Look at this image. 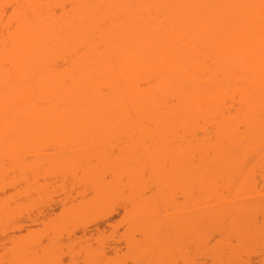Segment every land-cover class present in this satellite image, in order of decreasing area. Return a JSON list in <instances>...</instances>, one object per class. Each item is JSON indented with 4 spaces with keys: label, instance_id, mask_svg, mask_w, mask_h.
Returning a JSON list of instances; mask_svg holds the SVG:
<instances>
[{
    "label": "bare ground",
    "instance_id": "bare-ground-1",
    "mask_svg": "<svg viewBox=\"0 0 264 264\" xmlns=\"http://www.w3.org/2000/svg\"><path fill=\"white\" fill-rule=\"evenodd\" d=\"M67 133L70 139L67 135L64 140L62 135ZM76 133H83L80 139L88 133L87 138L82 139L78 145H85L84 142L87 144L93 137L97 141L107 139L108 143L116 138L125 139L127 144H131L125 143L127 146H122V149L127 147L128 151L125 153L123 150L125 155L121 151L123 156L120 154L118 161L117 154L114 156L109 153L113 155L110 156L111 160L108 157L110 163L107 162L111 169L105 175L109 176L108 173L112 172V164H117L114 168L116 171L128 166L126 172L120 173L127 174L124 175L127 177L126 183L124 177L123 182L119 183V173H116L118 178L111 177L114 179L113 187L110 184L112 193H116V188L119 192L123 191L132 182V193H122L127 195H122L125 201L121 200L128 202L126 199L133 194L129 197L130 200L136 194L140 198L138 204V198L136 200L134 197L136 203L131 200L130 204L138 207L142 202L147 211L139 207L144 212L139 213H147V219H155L154 223L149 220L153 229L158 226L157 234H154L156 242H152L153 234L147 231L150 225L144 218L146 215L143 218H140L141 215L136 217L132 212L139 208L134 211V206L132 208L129 202L123 203L132 209L129 212L131 210L127 207L129 211L126 210L125 214L146 220L147 229H142L141 233L147 231L148 234L144 232L140 239L143 247L149 242L146 239L153 244L150 245L151 248H147L152 257L146 258L147 261L150 260L149 264L156 262L153 258L157 257V253L158 257L159 254L165 256V251L168 260L176 257L174 261L183 264H196L195 260L202 256L210 264H228L227 261L231 264L232 260L230 262L226 258L228 255L231 259L234 258L233 264L236 261L237 264H248L255 257L257 250L253 249L260 248L259 251L264 253V0H0V163L5 159V162L7 160L12 164L2 162L4 168L17 165L28 146H43L47 138L49 141L55 139V134L56 138L57 135L62 137L59 140L64 146H67L69 140L73 145L78 140V137L74 138ZM45 134L53 136L49 135L41 140L40 136ZM93 139L90 142L95 141ZM145 142L148 144L147 148ZM93 143H90V148ZM105 146L103 149L108 148ZM109 146L110 149L111 144ZM15 148L18 149L17 153ZM73 149V153L77 154L84 152L82 149L85 148L77 150L78 152ZM94 149L95 147L93 154ZM65 150V153L69 152L68 147ZM20 151L21 155L18 157ZM99 152L92 156L93 161L89 157L83 162L89 164L90 159L92 163H97L98 159L102 162L106 154H98ZM45 154L49 155L43 153L42 156ZM75 154L70 157H82L78 158L80 154L75 157ZM65 155L54 156L53 160L50 157L51 163L47 156L48 162L42 160L47 165L45 168L53 165L54 161L65 158V163L69 162V154ZM106 159L105 157L104 162ZM81 160L75 164L80 170H84V174L86 172L85 175L82 171L79 173L82 174V178H79L86 182L88 171L84 168L88 166L79 164ZM42 161L40 164L44 165ZM96 163L95 167L100 164ZM107 163L101 164L109 166ZM14 167L18 170V167ZM37 169L32 173H39V168ZM143 169L149 170L151 175H146L149 172H144ZM1 170V173H8L7 170ZM11 170L12 168L9 171ZM74 170L72 172L75 174L77 168ZM143 172L148 180L144 178ZM12 173L11 176L17 175ZM8 176L9 174L6 177ZM76 176L78 175L72 179H78ZM102 176L104 174L101 171V178ZM14 178L12 183L18 179L17 176ZM100 180L91 184L87 181L92 191L95 190L94 187L103 185ZM135 181L139 183L135 184ZM115 182L122 186L114 187ZM77 183L74 184L79 187ZM105 186L107 190L109 185ZM141 186L148 192V196H142ZM126 189L123 192L129 191ZM106 190L96 191L103 195L110 192ZM96 191L93 193L95 192L96 202L99 200L97 206L102 204H99L100 201L107 202V197L113 201L110 193L102 197L100 193V196H96ZM117 199L114 201L122 204ZM80 203L83 210L88 207ZM3 205L6 204L3 202L0 206ZM107 205L109 207L111 203ZM99 210L101 211V207ZM123 210L125 211L124 208ZM113 212L105 214V217ZM151 215L154 218H150ZM88 216L83 218L88 219ZM96 216L97 214L94 215ZM131 217L125 219L135 220ZM205 226L210 229L215 227V232L206 230ZM210 231L216 234L212 235L213 238L208 235ZM232 231L238 234L233 238L236 242L234 245L230 244L231 237L229 238ZM205 232L208 234L205 235ZM209 236L212 243L207 240L210 239ZM204 240L211 247L208 244L206 246ZM141 245L137 248L141 249ZM187 250L195 256L191 257V252ZM243 251H248V260L247 253L244 254ZM148 252H143V257ZM135 253L131 251V254ZM37 254H32L31 258L40 257ZM238 254L241 257L245 255V258L241 259ZM224 255L226 261L222 263ZM257 256L262 257L259 253ZM189 259L193 262L190 263ZM130 260L133 261L132 258ZM258 261L259 264H264V258Z\"/></svg>",
    "mask_w": 264,
    "mask_h": 264
},
{
    "label": "rangeland",
    "instance_id": "rangeland-1",
    "mask_svg": "<svg viewBox=\"0 0 264 264\" xmlns=\"http://www.w3.org/2000/svg\"><path fill=\"white\" fill-rule=\"evenodd\" d=\"M85 133V132H84ZM81 134H83V133H76V134H74V138H77L78 137V140L80 139V136H82ZM93 134H95V133H93ZM100 134V133H99ZM108 134V133H107ZM53 136L52 134H48V135H43V137L42 136H40L41 138V140L44 138V140H45V138L46 137H48V136ZM56 135V134H55ZM55 135H54V138L55 139H50V141L48 140V138H47V140L49 141L48 143H45L47 140H45V142H44V140H43V142H44V145H46V147L43 145V146H40V144H39V146H40V148H39V146H37V147H34V145L36 146L37 144H34L33 142V146L32 145H30V146H28V148L26 147V146H24L25 148H27V150H26V152H25V150H24V152H25V154H24V156H23V154H22V156L20 157V155H21V151H20V154H18L19 156L18 157H20L22 160H21V162H19L20 163V165H19V163H16V161L15 162H13L14 164L16 163L17 165H12V166H10V165H8L9 166V168L11 167L12 168V172L11 171H9L10 169L8 168V166H7V168H4V164H1L2 162H5V159L0 163L1 165H2V167L4 168V169H0L1 171H5V170H7V169H9V170H7V172L8 173H6V171L4 172V173H1L0 175H3V174H5L4 176H1L0 177V196L2 197H0V205L1 204H3V202L6 204V205H3V207L2 206H0V264H41L40 262H42V264H132L133 262V264H149L150 263V260L149 261H147V256H149V254H150V252H148L147 251V248H148V246H149V248H151L150 247V245L152 244V242L153 241H155L156 242V240H154V238H156V234H157V231H156V227H158L157 225L156 226H154L155 228L153 229L152 227H151V225H150V223H149V220L150 221H152V223H154V220L155 219H149V217H148V219L146 218L147 216H148V214L146 213V214H142V212L145 210V211H147L145 208H144V204H142V202H141V206L139 205L138 207H135V206H137L136 204H135V206H134V204L132 205V204H130L131 202H129V201H131L132 200V202L134 201L135 202V200H133L134 198L137 200V198H138V196L135 194V196H133L130 200H128L129 199V197L130 196H132L133 194H131L129 197L128 196H126V197H128V199H126V201H128L129 202V204H130V206L133 208V206H134V211H135V209L136 208H143V211L139 208V209H137V211L136 212H138V213H136V212H132V209H130L126 204L128 203V202H123V201H125L124 199V196H122V195H127V194H122V193H128V194H130V193H132V189L130 188L131 187V183H130V185H128V188H130V190H131V192H123V191H125V189L123 190V191H121V192H119V190L116 188L115 190H116V193H115V191H114V194L112 193L113 192V189L111 190L110 188H112L113 186H112V183L114 182V179L112 180V178L111 177H113V178H118L119 177V175H121L119 178H121V179H119L120 180V182L118 181V180H115V181H117V182H119V183H121V182H123L122 180V178L124 177V175L126 174V173H124V174H120L121 172H126L125 171V169L127 170L128 169V166H127V164H126V166L127 167H125L124 169L123 168H118L120 171H116V170H114V168H115V166L117 165V164H112V168H113V170H111L112 172H114V174H112V172L109 174L108 173V175L109 176H107V175H105V174H107V173H105V172H110V169H111V167H110V161L109 160H111V157L110 156H113V155H110V154H114V156H116L115 154H117L118 156V158H116L117 159V161H118V159L120 158V154H121V157L123 156V154L125 155V153H126V151H128V148L127 147H124V149H122L123 147L122 146H127V145H130L131 146V144L129 143V144H127V141L125 140V139H121V140H118L116 137V139L118 140V141H116V139H114V138H112V139H114L113 141L111 140V143L109 142H107V139L106 140H100V139H98L97 137V139H98V141L94 138H91L90 140H95L97 143H95V141H92V142H94L93 144H91V148H90V143H92V142H90V140L89 141H87V144H89V145H87L85 142L83 143V144H85V145H82V143L80 144V145H78L79 143H80V141H83L82 139H84L85 140V137L87 138V135H88V133H86L85 134V136H84V138H82V139H80L79 140V142H78V140H76V142H74V146L73 145H71L70 143H69V141H67V143L69 144H67V146L65 145L64 146V143L62 144L60 141L61 140H59V139H62V137L64 138L65 136H67V138L68 137H70L69 136V133H67V134H64V135H62V137L61 136H59V135H57L58 136V138H56L55 137ZM96 135V134H95ZM101 135V134H100ZM26 136H27V134H26ZM71 136H72V134H71ZM76 136V137H75ZM97 136V135H96ZM110 136H112V135H110ZM116 136V135H115ZM73 137V136H72ZM103 137H104V134H103ZM114 137V136H113ZM107 138H108V136H107ZM39 139V140H40ZM68 139H70V138H68ZM64 140H65V138H64ZM125 140V141H124ZM38 141V140H37ZM72 141H74V140H72ZM100 141V142H99ZM110 145L111 144V148H113V147H115V148H113L112 149V151H111V148L109 149V145H107V143ZM124 141V142H123ZM39 142V141H38ZM71 142V141H70ZM78 142V143H77ZM88 142H90V143H88ZM102 142H103V144H102ZM118 144L119 146H116V144ZM119 142V143H118ZM37 143V142H36ZM63 145H61V144ZM76 143H77V145H76ZM100 143V144H99ZM127 145H126V144ZM147 142H145V144H146ZM28 144H31V143H28ZM28 144H26V145H28ZM48 144V145H47ZM101 144H102V146L105 144V145H107L108 146V148L105 150V149H103L104 148V146H103V148H101L102 146H101ZM115 144V145H114ZM99 145H100V149L98 150V147H99ZM50 146V147H49ZM72 146H73V148H72ZM77 146V147H76ZM89 146V147H88ZM93 146V147H92ZM107 146H105V147H107ZM18 147H20L21 148V146H17V148ZM64 147H68V149L69 150H67V152L68 153H65L66 152V148L64 149ZM81 147V148H80ZM95 147V149H94V154H96V152L97 151H100L98 154H100V153H102V155L103 154H106L105 156H103V158H102V162L98 159V162L97 163H99L100 162V164H98V165H101L102 166V164L101 163H107V162H109V163H107V164H109V166H105V164H103V166L101 167V166H98L97 165V167H95V163L93 162L92 163V161L94 160L93 158L94 157H92V156H94V154L92 153L93 152V148ZM146 148L148 147V144H146V146H145ZM24 148V149H25ZM34 148V149H33ZM38 148H39V150H38ZM44 148V149H43ZM75 148H77V149H75ZM82 148H85V149H82ZM87 148V149H86ZM89 148V149H88ZM127 148V149H126ZM21 149H23V147L21 148ZM36 149V150H35ZM71 149H73L74 151L76 150V152H78L77 150H79V149H82L84 152H82V153H79L80 154V156H78V158L79 157H81V158H79V159H77V158H74V156L73 157H70L71 156V154L73 155V154H75V153H73V151L71 150ZM90 149H91V151H90ZM97 149V150H96ZM139 149V148H138ZM138 149H136V150H138ZM140 149H143V147L141 148L140 147ZM140 149H139V151H140ZM14 150V149H13ZM16 150H18V149H16L15 148V151ZM38 150V151H37ZM41 150H42V153H41ZM44 150H45V152H44ZM64 151V154H63V151ZM87 150H89V152H87ZM110 150V151H109ZM123 150H124V152L125 153H123ZM47 151V152H46ZM80 151V150H79ZM122 151V153H120ZM37 152H38V154H37ZM50 152H52V153H50ZM70 152H72L71 154H70ZM112 152V153H111ZM116 152V153H115ZM16 153H17V151H16ZM43 153H49V155H43L42 156V154ZM75 154L76 156L75 157H77V155H79V154ZM86 153V154H85ZM88 153V154H87ZM90 153V154H89ZM110 153V154H109ZM40 154V155H39ZM62 154H63V156L65 155V154H69L68 156H69V162L67 161V163H65L66 161V158L65 159H63V160H58V161H54V163H53V165H54V167H53V165L51 164H49V163H51L50 161H49V159H50V157H51V159L52 158H55L54 156H62ZM82 154V155H81ZM83 154L85 155V156H83ZM98 154L97 155H95V157L96 156H98ZM109 154V155H108ZM15 155H17V154H15ZM88 155V156H87ZM101 155V156H102ZM40 156V157H39ZM42 156V157H41ZM48 156V161H49V167L48 168H45V167H47V165H45L46 163L45 162H43L44 160L45 161H47V159H46V157ZM62 156V157H63ZM65 156H67V155H65ZM64 156V157H65ZM91 158L92 159V161H91V159L89 160L90 162H89V164H87L86 163V161L88 160V158ZM105 157L107 158L106 160L107 161H105L104 162V159H105ZM108 157L110 158L109 160H108ZM74 158V159H73ZM99 158V157H98ZM115 158V157H114ZM50 159V160H51ZM74 160V161H71V160ZM82 159V160H81ZM87 159V160H86ZM42 161V163L44 164V165H42V164H40L41 163V161ZM53 160V159H52ZM78 160H81L82 162L80 163L79 162V164H81L82 166H83V164H87L85 167H87V168H84L85 169V171H88V173H87V179L88 180H86V182L84 181V180H82L81 178V176H82V174H84V170L82 169V170H80L79 168L80 167H78L77 166V162L76 161H78ZM83 160H86L85 161V163L83 162ZM96 160V159H95ZM115 160V159H114ZM47 161V162H48ZM64 161V162H63ZM71 161V162H70ZM116 161V160H115ZM116 161V162H117ZM6 162H7V160H6ZM5 162V163H6ZM22 162H23V167H22ZM72 162H74V163H72ZM75 162L77 163V164H75ZM112 162V161H111ZM114 162V161H113ZM116 162H114V163H116ZM121 162V161H120ZM10 163V161L9 162H7V164H9ZM92 163V164H91ZM96 163V164H97ZM122 163V162H121ZM150 162H148V164H149ZM152 163V162H151ZM154 163V162H153ZM6 164V165H7ZM10 164H12V163H10ZM73 166H72V165ZM124 164V163H123ZM122 164V165H123ZM147 164V163H146ZM145 164V165H146ZM4 165V166H3ZM70 165V166H69ZM75 165H76V168H77V170H76V168H73V167H75ZM89 165H92V166H89ZM114 165V166H113ZM121 165V164H120ZM120 165H119V167H120ZM14 166H16V167H18V170H17V168L15 169V167ZM53 168H52V167ZM2 167H0V168H2ZM68 167V168H67ZM84 167V166H83ZM106 167V168H105ZM108 167V168H107ZM147 167V166H146ZM153 167V166H152ZM13 168H14V170H13ZM35 168V170H33ZM37 168H39V173H32V172H34V171H37L38 169ZM88 168H90L89 170H87ZM139 168V167H138ZM141 168V167H140ZM149 168V167H148ZM42 169V170H41ZM48 171H47V170ZM53 169V170H52ZM67 169H68V171H67ZM73 169H75L76 171H78V169H79V171L78 172H76L75 170V174L72 172V170ZM103 169H106L105 171L103 170ZM117 169V170H118ZM135 169V168H134ZM142 169V168H141ZM145 169V168H144ZM143 169V171L145 172L146 170H144ZM153 169V168H152ZM19 170H21V173H19L20 171ZM45 170V173L43 174L42 173V171H44ZM99 170H100V173H98L99 172ZM121 170H123V171H121ZM139 170V169H138ZM19 171V172H18ZM41 171V172H40ZM55 171V172H54ZM80 171H82V174L81 175H79V173H81ZM91 171V172H90ZM101 171H102V174H104V176H102L103 178H101ZM12 173V175L13 174H17V175H13V176H11V173ZM47 172V173H46ZM52 172V173H51ZM89 172L92 174H96L95 176L97 177H95V176H93V174L91 175V174H89ZM130 172H132V171H130ZM143 172V176L145 175V173ZM146 172H149V170L148 171H146ZM152 172V171H151ZM20 174V178H19V174ZM73 173V174H72ZM116 173H119V175H116ZM134 173H136V172H134ZM133 173V174H134ZM150 173V172H149ZM147 174L146 173V175H151V173L150 174ZM9 174V176L10 177H12L13 179H15L14 177L15 176H17V180H15V182L13 181V183L11 182L13 179H11L9 176H8V178L6 177L7 175ZM78 175V176H76V178H78V179H72L73 177L75 178V175ZM85 174H86V172H85ZM84 174V175H85ZM133 174H132V176H133ZM39 175V176H38ZM47 175V176H46ZM72 175V176H71ZM116 175V176H115ZM123 175V176H122ZM127 175V174H126ZM135 175V174H134ZM34 176H35V178H34ZM42 176V177H41ZM45 176V177H44ZM79 176L81 177V178H79ZM86 176H84V177H86ZM92 176V177H91ZM100 176V177H99ZM118 176V177H117ZM128 176H131V175H128ZM143 176H140L141 177V179L143 178ZM33 177V178H32ZM91 177V178H90ZM108 177V178H107ZM110 177V178H109ZM150 177V176H149ZM4 178H6L5 180H3ZM10 178V179H9ZM22 178V179H21ZM25 178V179H24ZM93 178H96L95 180L93 179ZM101 180H100V179ZM127 178V177H126ZM125 177H124V183H126L125 182V179H126ZM133 178H134V176H133ZM144 178H145V176H144ZM24 179V180H23ZM30 179H31V181H30ZM37 179V180H36ZM56 179V180H55ZM79 179H81L80 181L81 182H78L79 181ZM84 179V178H83ZM86 179V178H85ZM93 179V180H92ZM111 181H109V180ZM145 179H147V178H145ZM51 180V181H50ZM91 180H92V182H91ZM98 180H100V181H102V183H103V185L101 186H96V187H94L93 189H95V190H93V191H96V190H98V191H103L104 190V192H105V190H106V186L105 185H109L108 187H107V190H106V192H108V191H110V192H108V193H110L109 195H111V199H113V201L116 199V200H118L117 198H119L120 200L121 199H123V201L121 200V202H122V204L120 203V201H112V200H110L109 198L110 197H107V202L104 200L105 198H103V200L104 201H100L99 202V204H101V205H99L100 207H101V211L99 210L100 209V207L99 206H97L98 205V201L99 200H97V202H96V200H95V198L96 197H94V193H93V191H92V189H90V184L91 183H93V181H98ZM106 182H104V181ZM140 180V179H139ZM144 180V179H143ZM148 180V179H147ZM26 183V187H25V183ZM75 181V182H74ZM78 183H77V182ZM87 181L90 183H87ZM107 181H109L108 183H107ZM9 182V183H8ZM11 182V183H10ZM99 182V181H98ZM97 182V183H98ZM22 183H24V185L22 184ZM54 183V184H53ZM74 183H77L78 185H79V187L76 185V184H74ZM86 183V184H85ZM101 182H100V184H102ZM127 183L129 184V182L127 181ZM138 183H139V181H138ZM137 183V181H135V184H138ZM140 183H142V181L140 180ZM146 183V182H145ZM145 183H144V185H145ZM3 184V185H2ZM33 184V185H32ZM74 185V188H73V185ZM84 184V185H83ZM88 184V185H87ZM95 184V183H94ZM99 184V183H98ZM110 184H111V186H110ZM114 184H116V186H114V187H120V186H122L121 184H117L116 182L114 183ZM113 184V185H114ZM123 184V183H122ZM143 184V183H142ZM35 185V186H34ZM76 185V186H75ZM95 185H97V184H95ZM24 186V187H23ZM33 186V187H32ZM126 186H127V184H126ZM17 187V188H16ZM28 187V188H27ZM37 187V188H36ZM40 187V188H39ZM93 186L91 185V188H92ZM98 187V188H97ZM101 187H102V189H101ZM104 187V188H103ZM146 187V186H145ZM25 188V189H24ZM60 188V189H59ZM64 188V189H63ZM84 188V189H83ZM97 188V189H96ZM99 188H100V190H99ZM122 188V187H121ZM120 188V189H121ZM37 189V190H36ZM62 189V190H61ZM87 189V190H86ZM123 189V188H122ZM127 189H126V191H127ZM145 188H142V186H141V191H142V196L143 195H147L148 196V192L146 191V190H144ZM19 190L20 191H22L21 193H19ZM26 191V193H25V191ZM139 190V191H140ZM51 191V192H50ZM59 191H63V192H59ZM68 191V192H67ZM138 191V192H139ZM53 192V193H52ZM103 192V193H104ZM69 193V194H68ZM86 193V194H85ZM100 193V192H99ZM99 193L97 194V191H96V196H100V195H102L101 193H100V195H99ZM108 193H104L103 195H102V197H104V195L106 196V195H108ZM145 193V194H144ZM5 194V195H4ZM118 196H116V195ZM3 195V196H2ZM72 195V196H71ZM77 195H80V196H77ZM155 195V194H154ZM9 196V197H8ZM24 196V197H23ZM76 196V197H75ZM115 196V197H114ZM140 196V195H139ZM142 196H140L141 197V200H142ZM149 196H150V194H149ZM9 199H7V198ZM67 197V198H66ZM82 197V198H81ZM85 197V198H84ZM121 197V198H120ZM146 197V196H145ZM16 198V199H15ZM25 198V199H24ZM57 198V199H56ZM155 198H156V195H155ZM11 199V200H10ZM24 199V200H23ZM54 199V200H53ZM70 199V200H69ZM77 199V200H76ZM79 199V200H78ZM98 199V198H97ZM100 199H101V197H100ZM108 199H109V203H111V205H113V206H111V205H109V207H108V205L107 204H109L108 203ZM139 199L140 198H138V200H137V204H138V201H139ZM50 200V201H49ZM81 200H84V201H81ZM93 200V201H92ZM25 201V202H24ZM61 201V202H60ZM77 201V202H76ZM110 201H112V202H110ZM58 202V203H57ZM80 202H82L83 203V206L84 207H86V206H88V207H86L85 208V210H83L84 208H82V206L80 207ZM97 204H96V203ZM106 202V203H105ZM76 203H80L79 205L78 204H76ZM92 205H91V204ZM113 203H115V204H113ZM123 203H126V204H124L123 205ZM136 203V202H135ZM60 204V205H59ZM62 204V205H61ZM93 204H96V205H93ZM128 204V205H129ZM82 205V204H81ZM122 205V206H121ZM143 205V206H142ZM78 206L80 207L79 209H78ZM94 206H96V207H98V208H95ZM102 206H103V208H102ZM111 206V207H110ZM5 207V208H4ZM69 209H67V208ZM89 207H91V209L93 208V210H90V208ZM125 209V211L123 210V208ZM131 210V211H129V210H127L128 208ZM74 208V209H73ZM116 208V209H115ZM8 210V212L7 211H5V210ZM10 209V210H9ZM80 209H81V211H80ZM95 209L97 210L96 212H95ZM105 209V210H104ZM29 210V211H28ZM75 210V213L73 212ZM87 210V211H86ZM89 210H90V214H89ZM117 210V211H116ZM129 211V212H132V214L133 215H135L136 217H140L139 215H141V217L140 218H143L145 215V219H147L148 221H146L149 225H150V228H151V230H147V231H150V232H152V242L149 240V239H146V237L148 238V235L146 236V237H144L145 239H146V241L148 240L149 242H150V244H149V242L148 243H145L144 244V246L145 247H143V241H141V237L143 236V235H141V234H144V232H145V234H148L147 233V231H144L143 233H141L142 232V229H144V230H146L145 229V227H147L148 225H147V223L145 222V221H143L144 219H140V218H137L136 219V217L135 216H133L132 214V216L135 218V220L133 219V221L130 219V218H127V219H125V217H131V215H128V214H125V213H127V211ZM83 211V212H82ZM114 211V212H113ZM139 211H142V212H140L139 213ZM99 212H100V215H99ZM105 212V213H104ZM107 212V213H106ZM109 212H113L112 213V215H110V216H107V217H105V214H108ZM10 213H12V214H10ZM14 213V214H13ZM62 213V214H61ZM83 213H84V215H83ZM135 213V214H134ZM144 213V212H143ZM92 214H94V215H96L97 214V216L96 217H94V215L92 216ZM30 215V216H29ZM37 215V216H36ZM64 215V216H63ZM82 215V216H81ZM85 215H86V217H85ZM87 215H89L88 216V219H85V218H87ZM98 215L99 216H101V218L100 217H98ZM125 215V216H124ZM128 215V216H127ZM144 215V216H143ZM15 216V217H14ZM36 218H35V217ZM102 216H104V217H102ZM150 216V215H149ZM153 215H151V217L150 218H154V216L152 217ZM156 216V215H155ZM34 219L35 218V220H32V218ZM79 217V218H78ZM83 217H85V218H83ZM92 217H94V218H92ZM109 217V218H108ZM133 217H131V218H133ZM157 217H159V214L157 215ZM16 218V219H15ZM29 218V219H28ZM95 218H97L96 219V221H95ZM36 219H37V221H36ZM81 219V220H80ZM91 219V220H90ZM129 219V220H128ZM16 220V221H15ZM39 220V221H38ZM85 220V221H84ZM86 220H88V221H86ZM92 220H94L93 222H91ZM106 222H105V221ZM129 222H128V221ZM29 221V222H28ZM31 221V222H30ZM99 221H103L102 223L101 222H99ZM130 221H132V224L130 223ZM22 222V223H21ZM23 222H25V223H23ZM43 224H42V223ZM105 222V223H104ZM109 222V223H108ZM127 222V223H126ZM143 222H145V223H143ZM15 223H17V224H15ZM35 225H33V224ZM90 223V224H89ZM98 223V224H97ZM117 225H116V224ZM130 223V224H129ZM134 223V224H133ZM28 224V225H27ZM96 224V225H95ZM108 224H109V226H108ZM127 224V225H126ZM141 224V225H140ZM41 225V226H40ZM44 225V226H43ZM85 225V226H84ZM95 225V226H94ZM130 225H132V226H130ZM140 225V226H139ZM143 225H144V228H142L143 227ZM95 227V229H96V226L98 227L96 230L93 228V227ZM127 226H129L128 227V229H130V231L127 229V232H126V227ZM142 226V227H141ZM211 226V225H210ZM215 226V225H214ZM20 227V228H19ZM33 227V228H32ZM92 227V228H91ZM109 227V228H108ZM138 227V228H137ZM205 227H207V229L206 230H214V232H215V227L212 229H210V228H208V226H205ZM212 227V226H211ZM26 228V229H25ZM40 228H41V230H40ZM63 228H65V230L63 229ZM81 228H82V230L84 229L85 230V232H82V230H81ZM43 229V230H42ZM74 229V230H73ZM89 229H90V231H89ZM40 230V231H39ZM93 230V231H92ZM95 230V231H94ZM38 231V232H37ZM126 233H125V232ZM156 231V232H155ZM207 231V232H208ZM212 231H210V233L208 234V233H206L205 232V235L206 234H208V235H211V237H212V235H216V234H213V233H211ZM234 231V230H233ZM233 231H232V233H233ZM236 231V230H235ZM90 233V234H86V233ZM140 232V233H139ZM27 233V234H26ZM97 233V234H96ZM139 233V234H138ZM156 233V234H155ZM236 233H237V231H236ZM94 234V235H93ZM96 234V235H95ZM155 234V235H154ZM17 237H16V236ZM20 235V236H19ZM89 235V236H88ZM92 235V236H91ZM207 235V236H208ZM234 235V236H233ZM236 234H231V236H229V238L231 237V240H230V244L231 243H233V245H234V243H236L235 241H233L234 239V237H237V235L235 236ZM10 236V237H9ZM15 236V237H14ZM102 236V237H101ZM126 236V237H125ZM202 236H203V233H202ZM202 236H201V238H202ZM19 237H20V239H19ZM129 237H131L129 240V242L127 241L128 240V238ZM206 237V236H205ZM210 237V236H209ZM210 237V239H207L208 240V242L210 241V243H212L211 242V239L214 237H212L211 238ZM96 240H95V239ZM104 238V239H103ZM134 238V239H133ZM141 238V239H140ZM149 238H150V236H149ZM19 239V240H18ZM136 239V240H135ZM138 239H140V240H138ZM144 239V240H145ZM205 240H206V238H204ZM204 240V242H206ZM63 241H65V242H63ZM136 241V242H135ZM213 241V240H212ZM233 241V242H232ZM18 242V243H17ZM57 242V243H56ZM128 242V243H127ZM133 242H134V245H133ZM145 242V241H144ZM154 242V243H155ZM208 242H206V246H207V244H208V246L210 245ZM27 243V244H26ZM68 243V244H67ZM142 245H141V244ZM249 243V242H248ZM255 243V242H254ZM139 244V245H138ZM64 245V246H63ZM131 245V246H130ZM135 245H137L136 246V248H135ZM140 245H141V249L142 250H144L143 252L146 254L147 252H148V255H146V257H143V256H145V254L142 252V250L141 249H138V248H140ZM153 245V244H152ZM212 245V244H211ZM235 245H237V244H235ZM245 245V244H244ZM243 245V246H244ZM254 245V244H253ZM26 246V247H25ZM37 246V247H36ZM42 246V247H41ZM127 246V247H126ZM133 246V247H132ZM247 246V245H246ZM254 246H256L255 248H257V245H254ZM28 247H29V249H28ZM35 247V248H34ZM48 247V248H47ZM58 247L60 248V249H58ZM124 247V248H123ZM138 247V248H137ZM143 247V248H142ZM209 247H211V246H209ZM208 247V248H209ZM231 247V246H230ZM245 247V246H244ZM260 246L258 245V248H259ZM47 248V249H46ZM56 248V249H55ZM131 248V249H130ZM133 248V249H132ZM190 248V247H189ZM203 249L205 248V247H202ZM234 248V247H233ZM3 249V250H2ZM44 249H45V251H44ZM58 249V250H57ZM65 249V250H64ZM188 249V248H187ZM205 249H207V248H205ZM204 249V250H205ZM229 249V248H228ZM2 250V251H1ZM50 250V251H49ZM54 250H56V251H54ZM68 250V251H67ZM110 250V251H109ZM130 250V251H129ZM147 252H146V251ZM149 250V249H148ZM157 250H158V252L159 253H161V251H159V248H157ZM188 250H190V249H188ZM187 250V251H188ZM230 250H231V248H230ZM246 250H248V246H247V248H246ZM253 250H257L256 251V253L254 254V256L255 257H258V259H263L264 257V253L263 252H261V251H259L260 250V248L259 249H253ZM131 251L133 252V253H135V255H133V254H131ZM191 251H193L192 250V247H191ZM191 251H188V252H191ZM244 251H245V249H244ZM244 251H243V253H244ZM38 253L36 256L38 257L39 255H40V257H38V258H31V257H33V255L32 254H34V253ZM44 252V253H43ZM50 254H49V253ZM51 252L53 253V254H51ZM55 252H56V258L54 257V254H55ZM120 252V253H119ZM130 252V253H129ZM139 252H141V253H139ZM157 252V251H156ZM166 252L167 251H165V253H164V255L165 256H162V255H160L159 254V257H160V259H159V257H158V253H157V257H158V259H157V257H155V258H153V259H155L156 260V262H153V260L151 261V263L153 262V264L155 263V264H160V262H161V264H183V263H181V262H178V261H174V259H177L176 257H174V259L172 258V259H170V260H168V258L166 257L167 255H166ZM248 252V251H247ZM246 252V253H247ZM251 251L249 250V252L248 253H250ZM253 252V251H252ZM255 252V251H254ZM32 253V254H31ZM58 253H59V255H58ZM102 253V254H101ZM111 253V254H110ZM114 253V254H113ZM226 254H227V252H225ZM240 253V252H239ZM246 253H244V254H246ZM247 253V258H246V260H248V258L250 257V255H251V253H250V255ZM258 253H259V255L260 256H262L261 258H259V256H257L258 255ZM110 256H109V255ZM140 254V255H139ZM142 254H144V255H142ZM192 252L190 253V255H191V257H194V256H192ZM262 254V255H261ZM4 255V256H3ZM30 255V256H29ZM68 255V256H67ZM108 255V256H107ZM114 255L117 257V260L114 258ZM240 254H238V256H239ZM6 256V257H5ZM27 258H26V257ZM29 256V257H28ZM53 256V257H52ZM58 256V257H57ZM113 256V257H112ZM118 256H120V257H118ZM131 256V257H130ZM201 256V255H200ZM225 256L226 255H224L223 257H222V259H221V261H222V263H224L225 261H226V258L228 259V260H230V262H231V260H232V262H233V259H231V257H230V255H228L226 258H225ZM245 255H243L242 257L241 256H239V257H241V259H243V257H244ZM254 256H251V257H254ZM17 257V258H16ZM52 257V259H50ZM60 257V258H59ZM69 257V258H68ZM73 257V258H72ZM80 257V258H79ZM111 257V258H110ZM150 257V259L152 258L151 256H149ZM154 257V256H153ZM203 257V256H202ZM201 257V259L198 257V259H196L195 260V263L196 264H210V261L208 260V259H206L205 257H203L202 258ZM228 257H230V258H228ZM238 257V260L240 259ZM254 257V259L252 258L251 260H252V262H251V260H249V262H248V264H256V263H258L259 264V262L260 261H258V259L257 258H255ZM20 258V259H19ZM31 258V260H29ZM39 258H41L40 260H39ZM48 258V259H47ZM54 258V259H53ZM57 258H59V260L57 259ZM129 258V259H128ZM133 259V261L132 260H130V259ZM142 258V259H141ZM165 258H167V260L165 259ZM245 258V257H244ZM38 259V260H37ZM110 259V260H109ZM120 259V260H119ZM139 259V260H138ZM149 259V258H148ZM193 259V258H192ZM191 259V260H192ZM225 259V260H224ZM236 259V258H235ZM33 260H35V261H33ZM46 260H48V261H46ZM54 260V261H53ZM98 260V261H97ZM106 260V261H105ZM119 260V261H118ZM164 260V261H163ZM102 261V262H101ZM104 261V262H103ZM143 261V262H142ZM172 261V262H171ZM203 261V262H202ZM208 261V262H207ZM258 261V262H257ZM9 262V263H8ZM13 262V263H12ZM47 262V263H46ZM59 262V263H58ZM110 262V263H109ZM129 262V263H128ZM149 262V263H148ZM163 262V263H162ZM175 262V263H174ZM189 262L190 263H192L191 261H190V259H189ZM205 262V263H204ZM231 262V264H233ZM226 263V262H225ZM224 263V264H225ZM227 263L229 264V262L227 261ZM236 264H237V261L235 262ZM246 263H247V261H246Z\"/></svg>",
    "mask_w": 264,
    "mask_h": 264
}]
</instances>
